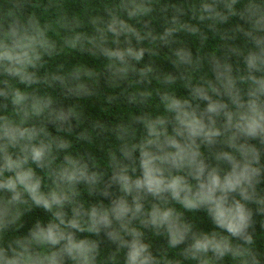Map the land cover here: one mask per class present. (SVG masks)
Listing matches in <instances>:
<instances>
[{
	"label": "clouds",
	"instance_id": "clouds-1",
	"mask_svg": "<svg viewBox=\"0 0 264 264\" xmlns=\"http://www.w3.org/2000/svg\"><path fill=\"white\" fill-rule=\"evenodd\" d=\"M0 264H264V0H0Z\"/></svg>",
	"mask_w": 264,
	"mask_h": 264
},
{
	"label": "trees",
	"instance_id": "trees-1",
	"mask_svg": "<svg viewBox=\"0 0 264 264\" xmlns=\"http://www.w3.org/2000/svg\"><path fill=\"white\" fill-rule=\"evenodd\" d=\"M73 2H74V0H69V4H71ZM74 14H79V13L74 12ZM211 47H213V44L210 42L209 48H211ZM164 51H166V50H164ZM80 59L82 62L88 63L89 65L94 66V67H99L101 64V62L96 61L95 58L89 59L87 57H82ZM159 63L161 64V66L165 70H169V71L172 70L171 65L168 64L167 62L161 60V61H159ZM181 91H183V90H181ZM100 100H101V102H103V97H101ZM100 108H101V106L99 105V102H89L87 105V111L92 115L101 114ZM127 112H128V109L123 108V107L118 105L114 111H109L107 114L112 116L113 118H117L120 116L121 113H127Z\"/></svg>",
	"mask_w": 264,
	"mask_h": 264
}]
</instances>
